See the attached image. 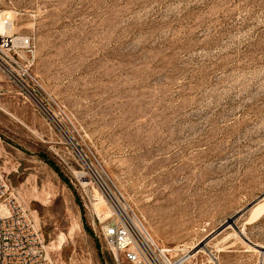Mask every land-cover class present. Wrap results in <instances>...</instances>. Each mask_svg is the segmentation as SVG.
Here are the masks:
<instances>
[{"label": "rangeland", "instance_id": "rangeland-1", "mask_svg": "<svg viewBox=\"0 0 264 264\" xmlns=\"http://www.w3.org/2000/svg\"><path fill=\"white\" fill-rule=\"evenodd\" d=\"M3 13L34 43L58 127L0 73V176L52 264H118L100 185L162 248L264 264V0H0Z\"/></svg>", "mask_w": 264, "mask_h": 264}, {"label": "built area", "instance_id": "built-area-1", "mask_svg": "<svg viewBox=\"0 0 264 264\" xmlns=\"http://www.w3.org/2000/svg\"><path fill=\"white\" fill-rule=\"evenodd\" d=\"M10 13L0 15V73L11 81L58 127L52 112L37 92L38 83L30 72L35 46L29 37H17L11 31ZM129 214V212H128ZM130 211L125 217L114 213L110 223L101 228L100 237L118 264H196V255L185 249L162 248L143 229ZM0 264H52L48 258L45 236L33 214L12 193L0 176Z\"/></svg>", "mask_w": 264, "mask_h": 264}, {"label": "bare ground", "instance_id": "bare-ground-1", "mask_svg": "<svg viewBox=\"0 0 264 264\" xmlns=\"http://www.w3.org/2000/svg\"><path fill=\"white\" fill-rule=\"evenodd\" d=\"M12 32V31H11ZM83 177V176H82ZM84 178V177H83ZM86 178V177H85ZM84 178V179H85ZM98 181L102 184L103 182H102V179H100V178H98ZM85 185H89V183H87V182H85L84 183ZM100 186H103L102 188H104L105 189V191H104V193H105V195L109 198V200L111 201V203H112V205H113V208H114V210L117 212V213H121L122 215H124L125 217H127V215H129L130 214V210L129 209H127V207H125V206H122L121 205V203H120V201L117 199V197H116V195L109 189V188H107V186L105 185H100ZM262 202H264V198L263 199H261V201H259L255 206H257V205H260ZM128 212H129V214H128ZM108 219H110L109 217H108ZM134 220H136V222L138 223V224H142V222L140 221V220H138V219H136V218H134ZM143 229H145L146 230V228L144 227V225L142 224V225H140ZM147 231V230H146ZM242 233V232H241ZM61 245H62V241L59 243V245H58V249L60 250L61 249ZM255 247H260V246H256L255 245ZM192 249V248H191ZM262 249H264V248H262ZM197 250V248H194L193 249V251L192 252H195ZM218 251H219V249H218ZM190 255H191V253H190Z\"/></svg>", "mask_w": 264, "mask_h": 264}, {"label": "trees", "instance_id": "trees-1", "mask_svg": "<svg viewBox=\"0 0 264 264\" xmlns=\"http://www.w3.org/2000/svg\"><path fill=\"white\" fill-rule=\"evenodd\" d=\"M40 159L43 160L45 163H47L57 174H59V176L67 183L68 181L64 178V176L62 175L60 169L57 167V165L50 161L46 156L44 155H39Z\"/></svg>", "mask_w": 264, "mask_h": 264}]
</instances>
